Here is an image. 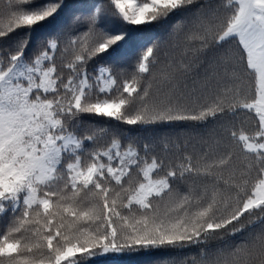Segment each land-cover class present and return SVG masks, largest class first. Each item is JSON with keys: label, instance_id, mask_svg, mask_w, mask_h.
<instances>
[{"label": "snow or ice", "instance_id": "snow-or-ice-1", "mask_svg": "<svg viewBox=\"0 0 264 264\" xmlns=\"http://www.w3.org/2000/svg\"><path fill=\"white\" fill-rule=\"evenodd\" d=\"M0 6V38L26 30L14 50L0 48V264H91L108 254L193 247L200 258L191 264H264V0H106L73 17L86 20L85 31L51 37L31 56L33 30L61 18L69 3ZM179 13L191 16L176 25L179 59L162 61L147 44L130 72L99 61L89 70L133 32ZM103 17L119 26L98 27ZM213 52L211 74L189 87ZM84 115L129 130L241 116L250 127L232 123L194 154L167 139L158 147L106 127L78 131ZM256 223L241 242L207 249Z\"/></svg>", "mask_w": 264, "mask_h": 264}, {"label": "trees", "instance_id": "trees-1", "mask_svg": "<svg viewBox=\"0 0 264 264\" xmlns=\"http://www.w3.org/2000/svg\"><path fill=\"white\" fill-rule=\"evenodd\" d=\"M70 7L66 13L51 24L46 23L42 27H37L33 30L29 38V46L26 50V55L31 56L35 51L42 47L46 40L51 37H59L65 39L69 34H77L83 32L87 28L86 20L78 23L73 22L74 16L82 18L88 17L93 9V5L106 3V0H67ZM218 0H213L217 3ZM4 14V8L0 6V16ZM191 19L190 14L179 13L170 18L166 22L154 24L146 27L145 31L133 32L132 39L118 53L108 56L102 54L93 60L89 65V70L95 66L96 62L110 65L115 73L130 72L133 65L142 51L141 45L155 44L156 50L160 54L161 60L168 58L179 59L183 33L180 32L176 25H186ZM119 26V21L112 17H103L98 27L116 28ZM26 30L20 29L10 34L7 38H0V48L5 52L14 50L17 41L24 38ZM218 60V54L210 53L200 67L196 69L188 78L189 87L193 86V81H203L206 76L213 71V65ZM198 86V85H197ZM82 127L78 131H91L95 127H106L110 133H118L125 139L132 137L136 143L149 142L159 147L162 140L167 139L170 144L187 145L189 151L201 148L205 141H211L213 138H224L225 129L231 126L232 123L243 124L244 127H250V122H246L241 116L238 121L232 122L228 120L200 124L196 122H174L171 124H160L148 126L146 128H132L130 126L120 124L115 121H107L104 118H99L90 115L81 117ZM108 137L100 143H107ZM88 143L87 141L85 142ZM183 188L184 186L181 185ZM6 220L0 218V230H2ZM262 225L256 223L251 225L245 232L237 233L231 236H225L221 239L211 241L206 247L210 252H214L218 248L225 247L228 244H236L241 242L247 233L252 230H259ZM200 258V247H193L178 250H141L132 253L108 254L100 256L91 264H191V258Z\"/></svg>", "mask_w": 264, "mask_h": 264}]
</instances>
